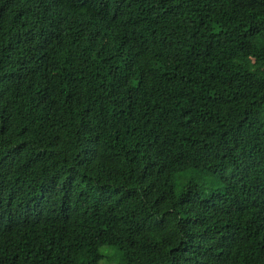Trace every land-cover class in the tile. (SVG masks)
Instances as JSON below:
<instances>
[{
  "label": "trees",
  "instance_id": "16d2710c",
  "mask_svg": "<svg viewBox=\"0 0 264 264\" xmlns=\"http://www.w3.org/2000/svg\"><path fill=\"white\" fill-rule=\"evenodd\" d=\"M103 260L264 264V0H0V264Z\"/></svg>",
  "mask_w": 264,
  "mask_h": 264
},
{
  "label": "rangeland",
  "instance_id": "374dc122",
  "mask_svg": "<svg viewBox=\"0 0 264 264\" xmlns=\"http://www.w3.org/2000/svg\"><path fill=\"white\" fill-rule=\"evenodd\" d=\"M211 188H212V185H209V183H206L205 185H203V189L207 190L208 192L211 190ZM111 251L112 250L109 247H103L102 248V254H104L106 256H109ZM101 264H109V263H106V261L103 260Z\"/></svg>",
  "mask_w": 264,
  "mask_h": 264
},
{
  "label": "clouds",
  "instance_id": "9594fccd",
  "mask_svg": "<svg viewBox=\"0 0 264 264\" xmlns=\"http://www.w3.org/2000/svg\"><path fill=\"white\" fill-rule=\"evenodd\" d=\"M186 174H188V173H186Z\"/></svg>",
  "mask_w": 264,
  "mask_h": 264
}]
</instances>
